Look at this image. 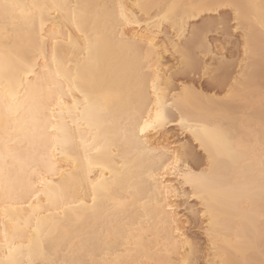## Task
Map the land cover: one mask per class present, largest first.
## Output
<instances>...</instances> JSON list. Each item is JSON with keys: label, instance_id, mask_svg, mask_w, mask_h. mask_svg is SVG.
I'll use <instances>...</instances> for the list:
<instances>
[{"label": "snow or ice", "instance_id": "6c2138e0", "mask_svg": "<svg viewBox=\"0 0 264 264\" xmlns=\"http://www.w3.org/2000/svg\"><path fill=\"white\" fill-rule=\"evenodd\" d=\"M0 264H264V0H0Z\"/></svg>", "mask_w": 264, "mask_h": 264}, {"label": "bare ground", "instance_id": "6f19581e", "mask_svg": "<svg viewBox=\"0 0 264 264\" xmlns=\"http://www.w3.org/2000/svg\"><path fill=\"white\" fill-rule=\"evenodd\" d=\"M18 2L24 3V4H31L33 2H37V0H18ZM39 2H45V0H39ZM47 2H52V0H47ZM68 2H71V3H92V2H97V0H68ZM108 2H111V0H108ZM124 2L136 3L137 0H124ZM157 2H163V0H157ZM189 2H191V0H189ZM50 48H51V46H50ZM258 71L259 70L257 69V73H258ZM256 119H257V121L259 120V111L258 110L256 113ZM237 227L241 228V230H242V225L238 224ZM233 235L235 236V233H233ZM121 247H122V245H121ZM66 251H67V249H66ZM85 258H92V259H96V260L101 261V262H103L104 260H111V261L115 262V261H118L120 259L117 251L109 250V248L106 245L97 246Z\"/></svg>", "mask_w": 264, "mask_h": 264}, {"label": "rangeland", "instance_id": "374dc122", "mask_svg": "<svg viewBox=\"0 0 264 264\" xmlns=\"http://www.w3.org/2000/svg\"><path fill=\"white\" fill-rule=\"evenodd\" d=\"M229 55H231V54H229ZM237 68H239V62H237ZM197 231H198V229H197Z\"/></svg>", "mask_w": 264, "mask_h": 264}]
</instances>
